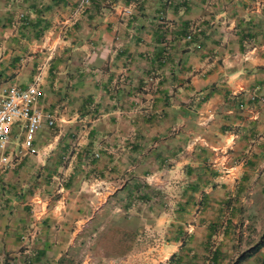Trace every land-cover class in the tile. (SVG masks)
Returning a JSON list of instances; mask_svg holds the SVG:
<instances>
[{"label": "crops", "instance_id": "1", "mask_svg": "<svg viewBox=\"0 0 264 264\" xmlns=\"http://www.w3.org/2000/svg\"><path fill=\"white\" fill-rule=\"evenodd\" d=\"M76 1L0 0V85L56 117L12 129L0 264H264V0Z\"/></svg>", "mask_w": 264, "mask_h": 264}, {"label": "built area", "instance_id": "2", "mask_svg": "<svg viewBox=\"0 0 264 264\" xmlns=\"http://www.w3.org/2000/svg\"><path fill=\"white\" fill-rule=\"evenodd\" d=\"M92 0H77L74 10L75 15H81L89 7ZM128 13V12H127ZM187 40L192 36L187 35ZM45 73L39 70L34 76L32 82L25 88L10 83L0 85V173H4L12 164L7 151L12 140V129L19 125L23 131L22 150L26 155L38 156L39 148L36 144V138L43 129H53L56 124V117L46 113L39 106L40 100L44 97L42 80ZM251 102L258 101L264 104V97L253 95ZM240 109L247 110L244 104H240ZM255 114L254 112H250ZM232 166L221 165L222 175L229 176ZM42 211L34 210L33 217L39 220L42 217Z\"/></svg>", "mask_w": 264, "mask_h": 264}, {"label": "trees", "instance_id": "3", "mask_svg": "<svg viewBox=\"0 0 264 264\" xmlns=\"http://www.w3.org/2000/svg\"><path fill=\"white\" fill-rule=\"evenodd\" d=\"M77 5V1L76 4L74 6V9ZM86 11V10H85ZM192 40V39H191ZM189 41V40H188ZM264 246V235L260 238L259 242L256 243L253 247H251L248 251L244 252L239 258L238 260H243L246 258H250L252 256H254L257 252H259V250Z\"/></svg>", "mask_w": 264, "mask_h": 264}]
</instances>
